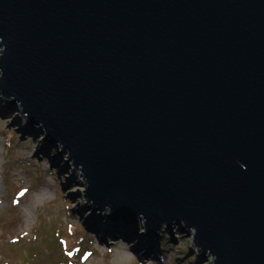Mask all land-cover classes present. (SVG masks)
<instances>
[{
	"label": "water",
	"instance_id": "1",
	"mask_svg": "<svg viewBox=\"0 0 264 264\" xmlns=\"http://www.w3.org/2000/svg\"><path fill=\"white\" fill-rule=\"evenodd\" d=\"M0 47L1 97L91 212L264 264V0H0Z\"/></svg>",
	"mask_w": 264,
	"mask_h": 264
},
{
	"label": "rangeland",
	"instance_id": "2",
	"mask_svg": "<svg viewBox=\"0 0 264 264\" xmlns=\"http://www.w3.org/2000/svg\"><path fill=\"white\" fill-rule=\"evenodd\" d=\"M9 100L0 94V264H213L212 256L192 247L194 230L189 235L183 224L151 231L156 255L147 257L132 250L135 236L99 239L88 224L104 210L91 212L81 168L73 167L60 142L45 140L40 124L21 115L19 102ZM25 125L32 131L23 132ZM44 142L45 151H35ZM56 153L61 156L52 162ZM135 218L143 224L142 216Z\"/></svg>",
	"mask_w": 264,
	"mask_h": 264
},
{
	"label": "bare ground",
	"instance_id": "3",
	"mask_svg": "<svg viewBox=\"0 0 264 264\" xmlns=\"http://www.w3.org/2000/svg\"><path fill=\"white\" fill-rule=\"evenodd\" d=\"M10 111V109H8ZM23 132H26L29 130L27 126L25 125L22 129ZM32 131V129L30 128ZM29 130V132H30ZM46 143L44 142L42 145L38 144L35 151H38L40 153L44 152L46 147ZM61 156V153H56L52 158V162H57ZM68 166V164L65 162L64 167ZM76 171L73 170L71 173L70 179L73 180L74 177H76ZM0 194H1V187H0ZM107 217V219H106ZM88 226L92 228L91 230L94 231L97 234V237L99 239H104L105 235H119L123 236V239H130L132 236H135V246L132 249L133 251L139 253V256L141 257H147L151 255H156V251L153 248V238L150 237L149 233L147 236H145L143 233L145 232V228L143 224H140V220L138 218H135L134 221L129 220L127 223L123 220L121 216H118L116 220L109 219V216L107 215L106 211L103 212L101 215L97 217L95 222L89 223ZM137 226H140L139 230L135 232V228ZM111 240H109L110 242ZM111 243V242H110Z\"/></svg>",
	"mask_w": 264,
	"mask_h": 264
}]
</instances>
